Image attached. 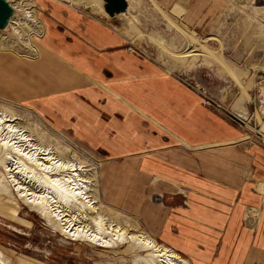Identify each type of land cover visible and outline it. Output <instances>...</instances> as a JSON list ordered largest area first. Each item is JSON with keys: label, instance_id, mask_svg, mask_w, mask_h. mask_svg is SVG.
Masks as SVG:
<instances>
[{"label": "crops", "instance_id": "obj_1", "mask_svg": "<svg viewBox=\"0 0 264 264\" xmlns=\"http://www.w3.org/2000/svg\"><path fill=\"white\" fill-rule=\"evenodd\" d=\"M36 3L38 51L0 54V98L93 154L105 202L190 264H264V145L249 120L126 54L103 0Z\"/></svg>", "mask_w": 264, "mask_h": 264}, {"label": "rangeland", "instance_id": "obj_2", "mask_svg": "<svg viewBox=\"0 0 264 264\" xmlns=\"http://www.w3.org/2000/svg\"><path fill=\"white\" fill-rule=\"evenodd\" d=\"M11 1L19 11L12 26L0 32V54L32 58L43 30L40 8L36 0ZM127 2V12L111 18L125 37L126 54L191 88L205 105H216L236 120L247 118L255 133L254 141L264 145V0ZM25 12L36 23L29 22ZM13 28L19 37L8 36ZM0 111L13 116L18 127L50 148L60 161H73L90 170L91 188L106 215L119 222L134 223L153 239L138 217L102 198L98 161L93 154L55 129L28 103L0 98ZM4 175L0 167V180ZM3 194L0 190V252L7 256L9 264H146L125 251V245L105 251L85 241L69 239L18 201L14 189ZM171 251L184 261L181 264H190ZM164 263L162 257L154 264Z\"/></svg>", "mask_w": 264, "mask_h": 264}, {"label": "bare ground", "instance_id": "obj_3", "mask_svg": "<svg viewBox=\"0 0 264 264\" xmlns=\"http://www.w3.org/2000/svg\"><path fill=\"white\" fill-rule=\"evenodd\" d=\"M28 14L25 12L24 17L36 23ZM13 34L20 36L15 28L8 36ZM14 122L13 116L0 111V167L5 170L0 190L4 196L9 188L14 189L18 201L74 241H85L105 251L125 245V251L146 264L162 257L164 264L184 262L134 223L106 215L91 188L90 170L73 161H60L56 153ZM4 263L9 261L0 252V264Z\"/></svg>", "mask_w": 264, "mask_h": 264}, {"label": "water", "instance_id": "obj_4", "mask_svg": "<svg viewBox=\"0 0 264 264\" xmlns=\"http://www.w3.org/2000/svg\"><path fill=\"white\" fill-rule=\"evenodd\" d=\"M103 3V10L110 18L125 14L128 9L127 0H103ZM13 15L14 9L11 4L7 0H0V31L7 28ZM233 119L235 118L233 117Z\"/></svg>", "mask_w": 264, "mask_h": 264}, {"label": "built area", "instance_id": "obj_5", "mask_svg": "<svg viewBox=\"0 0 264 264\" xmlns=\"http://www.w3.org/2000/svg\"><path fill=\"white\" fill-rule=\"evenodd\" d=\"M7 1L11 4V6H12L13 9H14V15H13V17H16V16H15V13L17 14L18 11H16V9L14 8V6H13L14 3H13L11 0H7ZM11 20H12V18L10 19V22H9L7 28H6L5 30H3V31H0V32H4V31H6L8 28H10V26H11V25H10Z\"/></svg>", "mask_w": 264, "mask_h": 264}]
</instances>
